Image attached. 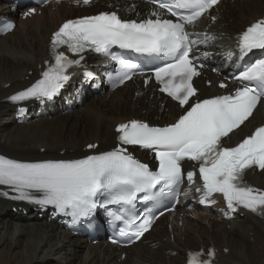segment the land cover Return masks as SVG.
<instances>
[{"label": "snow or ice", "instance_id": "1", "mask_svg": "<svg viewBox=\"0 0 264 264\" xmlns=\"http://www.w3.org/2000/svg\"><path fill=\"white\" fill-rule=\"evenodd\" d=\"M82 2L88 5L91 0ZM150 2L156 7L142 20L122 19L115 11L67 20L51 38L53 60L42 72V78L10 99L14 102L52 99L69 81V69L80 65L88 51L116 61L119 70L109 78L114 86L122 85L133 78L139 65L116 55L112 50L118 47L138 54L167 57L154 68L153 75L161 86L160 92L177 102L182 114L165 126H151L137 119L120 123L116 128L118 146L81 159L22 162L0 155V185L17 193L14 199L52 206L73 218L89 217L102 209L114 220L125 223L119 235L134 242L150 230L155 219L153 215H146L137 220L132 214L136 204L140 200H155L165 192L178 196L185 179L194 183L197 172L185 174L182 168V162L188 160L196 163L203 182L201 204H215L211 197L219 193L230 211L243 207L264 214V191L244 182L247 169L257 166L264 170V126L257 127L235 146L225 143V138L240 129L264 101V56L243 67L235 77L247 83L228 94L200 98L193 78L200 76L198 69L204 65L199 62V56L193 55V49L207 46L215 37L190 29L206 15L215 20L210 10L220 0ZM34 12L33 8L27 15ZM13 26L6 25L0 31ZM61 47L78 58L59 51ZM238 48L241 60L253 50H264V18L239 35ZM203 55L206 58L208 53ZM152 78L149 76L145 83ZM219 86L228 88L226 82ZM136 145L154 152L158 161L156 170L136 159L126 147ZM87 147L95 149L97 145ZM110 205H119L123 211H109ZM202 255V252L190 253L188 264H211ZM214 255V250H209L208 256Z\"/></svg>", "mask_w": 264, "mask_h": 264}, {"label": "bare ground", "instance_id": "2", "mask_svg": "<svg viewBox=\"0 0 264 264\" xmlns=\"http://www.w3.org/2000/svg\"><path fill=\"white\" fill-rule=\"evenodd\" d=\"M1 6L3 11L12 8L9 0H0ZM128 8L149 10L147 4L140 2L129 4ZM263 13L264 0L231 1L222 13L221 32L225 38L232 37ZM68 14L61 10L52 16L45 14L33 21H21L13 34L0 39V152L5 155L27 161L82 157L83 148L96 141L101 150L108 149L115 138L112 125L116 121L130 116L154 118L153 113L159 111L158 99L152 98L148 90L130 92V88L111 97L85 98L71 113L55 111L51 116L39 117L33 111L27 115L16 111L18 103L30 99L14 102L10 97L38 80V67L48 55L49 35ZM82 107L85 116L80 115ZM160 117L167 119L168 111ZM41 149L46 151L42 153ZM62 151L64 155L60 154ZM258 179L264 180V175ZM12 206L18 205L0 200V218H4L0 219V264H178L186 249L211 245L221 252L229 249L228 255H219L218 264H264V222L259 220L233 223L230 230L218 223L208 227L189 223L175 230L173 242L165 224L161 223L147 235L150 243L124 250L127 257L121 261L113 246L93 245L88 238L74 237L48 215L42 220L19 219L12 215ZM16 226L20 227L15 233Z\"/></svg>", "mask_w": 264, "mask_h": 264}, {"label": "rangeland", "instance_id": "3", "mask_svg": "<svg viewBox=\"0 0 264 264\" xmlns=\"http://www.w3.org/2000/svg\"><path fill=\"white\" fill-rule=\"evenodd\" d=\"M10 1V0H9ZM10 5H11V1H10ZM29 87V86H28ZM28 87H26V88H24V89H27ZM23 89V90H24ZM7 99V98H6ZM6 99H4V101L6 100ZM6 102V101H5ZM6 103H8V102H6ZM9 104H12V105H14L13 103H9ZM15 106V105H14ZM79 112L81 113L80 115H82L83 116V114H84V116H85V111H84V109L83 110H81V109H79ZM1 220H4V218H0ZM16 232H18V229L15 227V233ZM84 253H85V251H84ZM85 255V254H84ZM82 256H83V254H82Z\"/></svg>", "mask_w": 264, "mask_h": 264}]
</instances>
